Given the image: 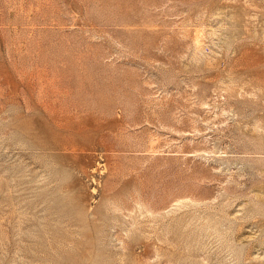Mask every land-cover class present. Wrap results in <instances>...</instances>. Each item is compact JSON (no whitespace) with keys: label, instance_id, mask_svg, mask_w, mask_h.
<instances>
[{"label":"rangeland","instance_id":"374dc122","mask_svg":"<svg viewBox=\"0 0 264 264\" xmlns=\"http://www.w3.org/2000/svg\"><path fill=\"white\" fill-rule=\"evenodd\" d=\"M0 264H264V0H0Z\"/></svg>","mask_w":264,"mask_h":264}]
</instances>
